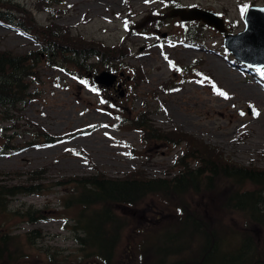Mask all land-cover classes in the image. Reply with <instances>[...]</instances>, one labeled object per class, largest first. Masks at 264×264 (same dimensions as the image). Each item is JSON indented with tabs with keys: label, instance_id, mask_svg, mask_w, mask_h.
<instances>
[{
	"label": "rangeland",
	"instance_id": "1",
	"mask_svg": "<svg viewBox=\"0 0 264 264\" xmlns=\"http://www.w3.org/2000/svg\"><path fill=\"white\" fill-rule=\"evenodd\" d=\"M3 1L29 8L38 24L62 25L73 34L106 45L126 40L130 55L124 60L109 62L103 68L100 65L87 75L78 74L70 64H49L41 57L36 67L40 81L29 87L39 97L22 107V113L50 134L79 132L50 145L39 143L23 150H3L5 143L17 145L31 139L34 131L26 130L19 116L16 119L19 127L10 128L11 123H0V181L23 183L24 176L11 180V172L18 170L24 174L41 167L48 169L43 177L47 184L61 177L89 176L96 171L112 178L124 177L138 167L151 176L169 172L182 154L184 144L173 149L170 143L159 139L146 148L142 133L132 128L130 121L120 118L123 108L128 107L124 112L131 114L148 109L149 118L156 126L192 134L221 150L223 156L235 163L264 168V76L260 74L261 69L235 60L223 45V33L213 26L200 20L183 21L177 16H168L173 7H199L222 17L228 33H237L244 28L241 8L249 4L264 6V0H170V4L166 0H62L53 6L54 10L59 9L55 16L37 10L36 0ZM152 9L156 12L151 14ZM149 15L155 24L144 28L139 24L134 26ZM146 20L143 25L150 21ZM127 23L134 30L128 32ZM140 29L146 34L135 33ZM191 29L199 32L202 39H194L186 45L183 41ZM39 47L28 32L0 23V49L22 54L39 51ZM199 58L203 60L199 66L212 75L213 81L196 76L182 81L179 64L174 60L187 65ZM216 61L224 66V74L215 69L213 62ZM135 66L146 73V80L138 87L132 78ZM101 70L117 74L116 79L126 84L123 96L119 94L122 86L112 90L111 86L94 82L93 75ZM174 77L180 82L178 88L163 92L161 85ZM220 93H227V98ZM14 115L17 116L16 112ZM243 133L245 137H241ZM77 150L87 156L75 152ZM69 188L72 190L67 183L64 188L52 187L49 193L17 195L8 210L12 212L31 205L62 211L60 199ZM204 200L207 206H218L213 215L229 218L228 225L238 227L240 219L226 214L217 204L218 200L208 197ZM72 223L67 214L48 213L36 224L18 221L11 230L24 233L39 228L40 235H35L33 243L38 250L56 249L68 260L85 264L79 263L78 245L69 229ZM34 234L37 233L34 231Z\"/></svg>",
	"mask_w": 264,
	"mask_h": 264
},
{
	"label": "trees",
	"instance_id": "2",
	"mask_svg": "<svg viewBox=\"0 0 264 264\" xmlns=\"http://www.w3.org/2000/svg\"><path fill=\"white\" fill-rule=\"evenodd\" d=\"M61 2L36 0L34 6L55 16L59 9L54 10L53 6ZM165 2L169 4L170 0ZM149 19L142 28L155 24L151 16ZM0 23L28 32L40 46L39 51L22 54L0 49V123L19 127L16 119L20 117L26 130L34 131L31 139L17 145L5 143L3 150H23L39 143L50 145L78 134H50L22 113V107L39 97L29 90L33 82L40 81L36 71L38 61L43 57L49 64H70L78 74L87 75L100 65L103 68L109 62L126 59L130 55L126 41L106 45L73 34L62 25L38 24L29 8L3 0H0ZM128 26L132 27L130 23ZM198 36L191 29L185 41ZM91 58L96 61H90ZM174 62L179 64L182 81L195 76L213 81L212 75L199 66L202 59L187 65ZM133 71L132 78L138 87L146 80V73L139 66L133 67ZM179 85L174 77L161 88L167 92ZM128 108H123L120 118L130 121V126L142 133L146 148L159 139L170 143L173 149L184 144L173 169L151 176L138 167L124 177L115 178L96 171L89 176L61 177L51 184L43 182L47 167L30 169L24 174L12 171L11 180L19 176L25 179L23 183L0 181V264H76L56 249L38 250L33 243L35 235H40L39 228L24 233L11 230L18 221L36 224L46 214L59 212L73 221L69 229L78 245L79 263L264 264V168L242 166L192 134L156 126L148 109L131 114L124 112ZM67 183L72 190L69 188L60 199L62 211L31 205L8 210L17 195L49 193L52 187L64 188ZM205 197L218 200L226 214L239 218L238 227L229 226V218L213 215L218 206H207Z\"/></svg>",
	"mask_w": 264,
	"mask_h": 264
},
{
	"label": "water",
	"instance_id": "3",
	"mask_svg": "<svg viewBox=\"0 0 264 264\" xmlns=\"http://www.w3.org/2000/svg\"><path fill=\"white\" fill-rule=\"evenodd\" d=\"M170 16H179L183 20L200 19L225 33L222 19L211 11L199 8H177ZM245 29L237 34L224 35V46L231 51L234 58L242 63L260 69L264 66V6H249L244 14ZM115 76L106 71L95 76V81L111 85ZM123 91H120L122 95Z\"/></svg>",
	"mask_w": 264,
	"mask_h": 264
},
{
	"label": "bare ground",
	"instance_id": "4",
	"mask_svg": "<svg viewBox=\"0 0 264 264\" xmlns=\"http://www.w3.org/2000/svg\"><path fill=\"white\" fill-rule=\"evenodd\" d=\"M213 65H214L215 69L217 70V72L219 74H224L225 68H224V66L220 62H218V61L213 62ZM249 92L252 93V90H249Z\"/></svg>",
	"mask_w": 264,
	"mask_h": 264
},
{
	"label": "snow or ice",
	"instance_id": "5",
	"mask_svg": "<svg viewBox=\"0 0 264 264\" xmlns=\"http://www.w3.org/2000/svg\"><path fill=\"white\" fill-rule=\"evenodd\" d=\"M146 2H148V0H146ZM246 7V6H245ZM244 8H241V13L243 14V12H244ZM260 74H261V76H264V69H261L260 70ZM221 95H224L225 96V98H227V93H220Z\"/></svg>",
	"mask_w": 264,
	"mask_h": 264
},
{
	"label": "flooded vegetation",
	"instance_id": "6",
	"mask_svg": "<svg viewBox=\"0 0 264 264\" xmlns=\"http://www.w3.org/2000/svg\"><path fill=\"white\" fill-rule=\"evenodd\" d=\"M118 84H120V83H117V84H115V85H113V89H116V86L118 85Z\"/></svg>",
	"mask_w": 264,
	"mask_h": 264
}]
</instances>
